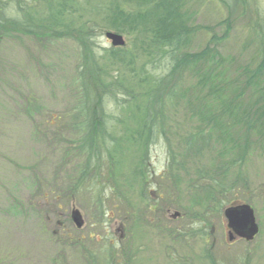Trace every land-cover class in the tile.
Here are the masks:
<instances>
[{"label":"rangeland","instance_id":"obj_1","mask_svg":"<svg viewBox=\"0 0 264 264\" xmlns=\"http://www.w3.org/2000/svg\"><path fill=\"white\" fill-rule=\"evenodd\" d=\"M155 1L21 0L33 26L58 38L15 33L0 44V264H264V0H175L191 29L175 52L147 45L139 16L112 23L117 8L133 17ZM162 3L174 15L172 0ZM83 41L102 79L91 100L105 129L98 158L79 147L86 119L72 111ZM206 48L170 100L168 89L157 96L153 81L173 58ZM152 101L164 105L163 130L138 122ZM197 128L211 136L188 145ZM242 203L258 233L229 241L223 210Z\"/></svg>","mask_w":264,"mask_h":264},{"label":"trees","instance_id":"obj_2","mask_svg":"<svg viewBox=\"0 0 264 264\" xmlns=\"http://www.w3.org/2000/svg\"><path fill=\"white\" fill-rule=\"evenodd\" d=\"M50 1L52 5L56 3V0ZM174 1L175 0H172V8L174 10V15H171L168 11H166V6L162 3L163 0H156L153 4L154 6L152 9L142 13L141 15H134L133 17H131V14L125 17V15H122L123 12H120L119 8H117L113 15L112 23L116 24V20L119 17H122L126 22L130 20V23H133L135 22V18L139 16L141 24H139L137 27L140 31H144L147 34L146 44H150V42L148 41L150 38L151 43L160 44L165 48L170 47L175 52L176 49L179 47L180 43L185 40H183V38L186 33L190 32L191 29L187 27V25L183 24V21L180 19V16L175 8ZM31 8L32 7L30 4L25 5L21 3V0H0V44L4 39L13 36L15 33H21L25 35L34 34V36H38L41 39L46 40H53L58 38L57 34H53V31L52 29H50L49 25V29H46L43 26H33L32 22L29 19L32 15ZM48 15L49 14L47 12L46 16ZM46 16H44V18ZM52 18H58V16L52 14L49 20H52ZM143 19H145V21H143ZM45 20L49 24V20ZM81 46L82 51L84 52V57L83 63L80 66L82 70L79 72V76L77 77L78 96L80 99L78 98L79 105L74 107L72 111L76 112L79 116L82 115V117L86 119L83 125H81V128H79V147L83 151L87 150L86 153L88 158H98L99 152L102 151V146L105 143V141H103V134L105 133V129H103L96 122L97 116L95 114L96 112L94 107L96 105V100L95 102H91V100L100 95L97 91L99 90L98 84L102 83V79H100V69L97 66L96 57H94L90 45L87 44V42L83 41L81 43ZM171 53H173V51ZM182 55H178L177 57L173 58L174 65L171 67L170 71L166 76L160 79H155L153 81L156 83V89L160 88V91L158 92L157 96L163 94L162 92L168 89L169 95H167V97L170 100L174 90L178 85V81L180 80V77L183 73V70L185 69L184 67L186 66V64L188 62L194 64L198 60H201L204 56L208 57L209 49L206 48L198 53H186L185 55ZM112 56L114 57V54H112ZM174 75H176L177 77L176 82L172 81ZM112 86L113 84H111V87ZM238 95V93L232 95L231 98L227 101L224 99L222 101V107L220 111L223 112L225 109L232 108L231 106L235 104ZM152 104L153 105L151 106V102H149V105L147 106V108L149 109L145 111L146 113L144 115H141V117H139L140 120H138V122L141 123L140 125L144 124V127H147L149 131L151 129L153 131H157L156 125H160V130H163V127L166 126V120L164 119L166 115L164 116V114L162 113L164 105L162 102L158 101H152ZM156 107L159 109L158 111H156ZM150 110H153L154 114H151L150 112L152 111ZM260 110L262 114H264V103L261 104ZM255 111V109L249 107V109L246 110V112L243 114V117L247 118L248 121H251L255 118ZM214 114L218 113L209 114V116H207L209 117V120L214 118ZM152 119L154 120L151 121ZM203 129L197 128L196 132L190 134L188 137L187 144L189 145L191 141L196 143L198 140L203 139L204 137L207 141L208 138L211 136V133L208 134ZM142 133L143 132H141V130L139 129V133L137 134L138 136H134H136L139 140L141 139L140 136H142ZM188 145L186 147L190 150V146ZM109 153L111 154V151H109Z\"/></svg>","mask_w":264,"mask_h":264},{"label":"water","instance_id":"obj_3","mask_svg":"<svg viewBox=\"0 0 264 264\" xmlns=\"http://www.w3.org/2000/svg\"><path fill=\"white\" fill-rule=\"evenodd\" d=\"M105 38L109 39L112 46H123L125 44L123 37L115 32L106 31ZM227 221L228 239L233 240L234 237L243 238L247 241L252 240L258 232V225L255 221L253 209L248 204H238L226 207L223 211ZM178 214L174 213L173 217ZM71 219L77 228L83 225L81 215L78 210L71 211Z\"/></svg>","mask_w":264,"mask_h":264}]
</instances>
